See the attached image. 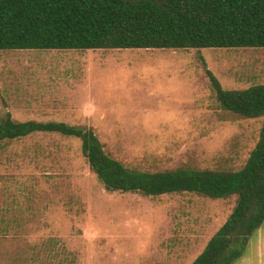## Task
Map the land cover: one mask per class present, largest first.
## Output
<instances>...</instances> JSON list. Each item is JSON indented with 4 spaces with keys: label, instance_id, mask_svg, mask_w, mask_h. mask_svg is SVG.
Here are the masks:
<instances>
[{
    "label": "rangeland",
    "instance_id": "374dc122",
    "mask_svg": "<svg viewBox=\"0 0 264 264\" xmlns=\"http://www.w3.org/2000/svg\"><path fill=\"white\" fill-rule=\"evenodd\" d=\"M204 63L225 90L264 85V48L0 51V121L10 113L16 122L90 128L132 170L237 171L263 118L231 119ZM235 204L109 192L73 137L0 144V264H141L148 244L176 243L180 226L206 214L220 226ZM260 235L264 260V222L246 258Z\"/></svg>",
    "mask_w": 264,
    "mask_h": 264
},
{
    "label": "trees",
    "instance_id": "16d2710c",
    "mask_svg": "<svg viewBox=\"0 0 264 264\" xmlns=\"http://www.w3.org/2000/svg\"><path fill=\"white\" fill-rule=\"evenodd\" d=\"M234 48H264V0H0V51ZM204 68L231 119L263 118L240 170H132L110 157L90 128L16 122L10 113L0 121V144L36 133L79 139L89 168L109 192L236 197L233 211L192 263L234 264L264 222V85L225 90Z\"/></svg>",
    "mask_w": 264,
    "mask_h": 264
},
{
    "label": "crops",
    "instance_id": "0c3cea01",
    "mask_svg": "<svg viewBox=\"0 0 264 264\" xmlns=\"http://www.w3.org/2000/svg\"><path fill=\"white\" fill-rule=\"evenodd\" d=\"M208 217L205 220L201 219L200 225L196 223L185 224L180 226L177 233L176 243L156 246L148 244L146 250L148 253L143 257L146 264H192L196 258L203 252L209 240L227 220H224L222 225L218 226L215 217ZM204 217V216H203ZM261 236V235H260ZM258 236L256 240L257 254L249 258L243 257L234 264H264L262 260V236ZM246 253V252H245ZM140 261L138 262V264ZM141 263V264H142ZM111 264V263H110ZM127 264V263H125ZM130 264L132 263L130 261Z\"/></svg>",
    "mask_w": 264,
    "mask_h": 264
}]
</instances>
